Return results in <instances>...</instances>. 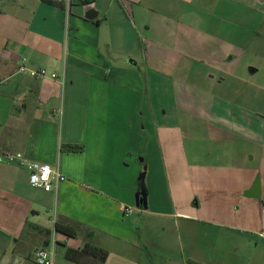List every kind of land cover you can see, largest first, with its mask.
<instances>
[{
    "label": "crops",
    "instance_id": "obj_1",
    "mask_svg": "<svg viewBox=\"0 0 264 264\" xmlns=\"http://www.w3.org/2000/svg\"><path fill=\"white\" fill-rule=\"evenodd\" d=\"M261 234L264 0H0V264H264Z\"/></svg>",
    "mask_w": 264,
    "mask_h": 264
},
{
    "label": "built area",
    "instance_id": "obj_2",
    "mask_svg": "<svg viewBox=\"0 0 264 264\" xmlns=\"http://www.w3.org/2000/svg\"><path fill=\"white\" fill-rule=\"evenodd\" d=\"M69 6L72 0H64ZM19 72L28 73L31 77L46 78L48 72L46 69L32 70L25 66L19 67ZM58 77L56 74L51 75V79L56 80ZM63 85L65 84L64 79H61ZM11 160H17L22 166H24L29 172V184L34 188H39L45 192H51L54 190V186L64 181V176L60 173L59 169L52 167L46 163L31 162L22 157L21 154L8 157ZM125 213L130 214L131 210L125 208ZM264 238V234H261ZM36 264H54L53 252L46 249H39L35 253Z\"/></svg>",
    "mask_w": 264,
    "mask_h": 264
},
{
    "label": "trees",
    "instance_id": "obj_3",
    "mask_svg": "<svg viewBox=\"0 0 264 264\" xmlns=\"http://www.w3.org/2000/svg\"><path fill=\"white\" fill-rule=\"evenodd\" d=\"M64 149L70 152H78L81 148L78 146H66ZM140 180L142 182L143 178H141ZM55 230L58 233L71 238H75L78 235L77 228L72 224H70L69 222L67 223L57 222L55 225ZM66 254H67V259L69 261L77 264H88V260L90 258L91 259L94 258L100 264H103L108 257V253L106 251L96 247L91 242L87 243L82 250H78V251L68 250Z\"/></svg>",
    "mask_w": 264,
    "mask_h": 264
},
{
    "label": "water",
    "instance_id": "obj_4",
    "mask_svg": "<svg viewBox=\"0 0 264 264\" xmlns=\"http://www.w3.org/2000/svg\"><path fill=\"white\" fill-rule=\"evenodd\" d=\"M85 19L87 20H94L96 17H97V12L95 10H89L86 14H85ZM4 160L5 162H8V163H12V164H15V165H19V162H15L14 160H11L9 159L8 157L2 159ZM143 196H139V206L142 207L143 205Z\"/></svg>",
    "mask_w": 264,
    "mask_h": 264
},
{
    "label": "rangeland",
    "instance_id": "obj_5",
    "mask_svg": "<svg viewBox=\"0 0 264 264\" xmlns=\"http://www.w3.org/2000/svg\"><path fill=\"white\" fill-rule=\"evenodd\" d=\"M22 65V64H21ZM20 65V66H21ZM19 66V67H20ZM32 70H34V69H32ZM47 70V69H46ZM17 72L19 73V74H24V73H26V72H23V73H21V72H19V68H18V70H17ZM47 72H48V75L47 76H50V72H49V70H47ZM32 78H38V77H32ZM53 80V79H52ZM56 81H59L60 83H61V85L63 86V83H62V80H61V78L59 79V77L56 79ZM165 90H164V94H163V97H162V99H161V102L162 103H164L165 105H167L168 103H170V101H169V99H168V97H169V95H170V93L168 94V88H164ZM166 174V173H165ZM139 179L140 178H144V174L143 173H141V177L139 176L138 177Z\"/></svg>",
    "mask_w": 264,
    "mask_h": 264
}]
</instances>
